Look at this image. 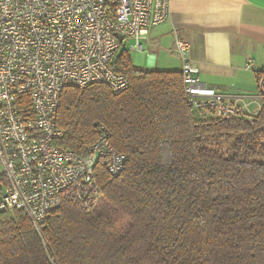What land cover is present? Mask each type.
Returning <instances> with one entry per match:
<instances>
[{
    "label": "trees",
    "instance_id": "trees-1",
    "mask_svg": "<svg viewBox=\"0 0 264 264\" xmlns=\"http://www.w3.org/2000/svg\"><path fill=\"white\" fill-rule=\"evenodd\" d=\"M112 65L131 85L67 87L57 120L78 152L106 123L125 169L98 164L101 202H66L40 231L0 210V264H264V99L257 113L214 117L187 101L182 69L137 65L120 48ZM5 184L0 173V196Z\"/></svg>",
    "mask_w": 264,
    "mask_h": 264
},
{
    "label": "built area",
    "instance_id": "built-area-1",
    "mask_svg": "<svg viewBox=\"0 0 264 264\" xmlns=\"http://www.w3.org/2000/svg\"><path fill=\"white\" fill-rule=\"evenodd\" d=\"M171 0H0V165L6 179L0 210L23 211L37 230L66 202L93 210L103 193L96 176L102 164L112 175L127 154L97 123V138L84 152L60 143L65 129L57 115L67 87L105 83L114 92L131 85L112 63L121 43L144 51L150 29L164 22ZM117 34L122 35V40ZM183 55L186 99L214 117L257 113L264 90L233 92L204 84ZM262 83V82H261Z\"/></svg>",
    "mask_w": 264,
    "mask_h": 264
},
{
    "label": "crops",
    "instance_id": "crops-1",
    "mask_svg": "<svg viewBox=\"0 0 264 264\" xmlns=\"http://www.w3.org/2000/svg\"><path fill=\"white\" fill-rule=\"evenodd\" d=\"M179 38L204 84L253 91L256 73L264 70V0H171L168 18L143 40L148 56L143 67L157 65L161 57L157 69H182Z\"/></svg>",
    "mask_w": 264,
    "mask_h": 264
},
{
    "label": "rangeland",
    "instance_id": "rangeland-1",
    "mask_svg": "<svg viewBox=\"0 0 264 264\" xmlns=\"http://www.w3.org/2000/svg\"><path fill=\"white\" fill-rule=\"evenodd\" d=\"M134 43L133 39L131 38H128V40L126 42H122L121 43V49H127L131 56H132V59L134 61L135 64L137 65H140V66H148V56L146 54L145 51H142V52H139V51H136V50H132L131 47H132V44ZM165 60H167V58H165ZM161 62V57L159 58V61L157 63V65H154V66H151V68H155L157 69L156 67H161L162 65L160 64ZM173 63V61L171 59H169V65H171ZM222 148H225V144L222 145ZM1 165H0V173H1Z\"/></svg>",
    "mask_w": 264,
    "mask_h": 264
},
{
    "label": "water",
    "instance_id": "water-1",
    "mask_svg": "<svg viewBox=\"0 0 264 264\" xmlns=\"http://www.w3.org/2000/svg\"><path fill=\"white\" fill-rule=\"evenodd\" d=\"M117 35H118L119 39L122 40V38H123L122 35L121 34H117Z\"/></svg>",
    "mask_w": 264,
    "mask_h": 264
}]
</instances>
